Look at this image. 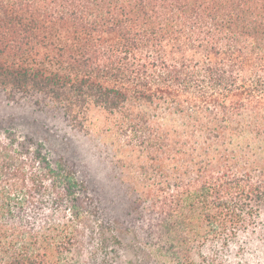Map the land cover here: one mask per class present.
I'll return each mask as SVG.
<instances>
[{"label": "trees", "instance_id": "1", "mask_svg": "<svg viewBox=\"0 0 264 264\" xmlns=\"http://www.w3.org/2000/svg\"><path fill=\"white\" fill-rule=\"evenodd\" d=\"M0 95L83 133L101 115L173 264H264V0H0ZM2 133L0 264H81L85 187Z\"/></svg>", "mask_w": 264, "mask_h": 264}, {"label": "rangeland", "instance_id": "2", "mask_svg": "<svg viewBox=\"0 0 264 264\" xmlns=\"http://www.w3.org/2000/svg\"><path fill=\"white\" fill-rule=\"evenodd\" d=\"M94 119L96 126L83 133L57 110L0 95V135L9 130L33 138L85 187L84 204L94 216L79 235L75 254L81 264H173L147 244L141 214L134 211L141 177L129 164L131 152L122 149L124 140L103 129L101 115Z\"/></svg>", "mask_w": 264, "mask_h": 264}]
</instances>
